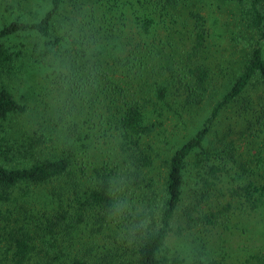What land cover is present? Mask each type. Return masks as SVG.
I'll return each mask as SVG.
<instances>
[{
	"label": "trees",
	"instance_id": "obj_1",
	"mask_svg": "<svg viewBox=\"0 0 264 264\" xmlns=\"http://www.w3.org/2000/svg\"><path fill=\"white\" fill-rule=\"evenodd\" d=\"M42 1L0 27V264H264V0L211 3L235 73L202 0Z\"/></svg>",
	"mask_w": 264,
	"mask_h": 264
},
{
	"label": "rangeland",
	"instance_id": "obj_2",
	"mask_svg": "<svg viewBox=\"0 0 264 264\" xmlns=\"http://www.w3.org/2000/svg\"><path fill=\"white\" fill-rule=\"evenodd\" d=\"M213 2L215 1L212 0V2H210V0H202L199 8L203 11V14H205L209 18V22L213 27V30L218 34L216 36L215 47H213V51H217L216 55L218 56V63L220 61L225 62L226 59L230 60L229 64L230 66L233 65L231 69L233 68L232 70L235 73L237 72V68L241 67V65L243 64L244 57L247 56V54L250 52V43L252 41V39L250 38L253 35H250L249 31H247L243 24L240 23L237 15L235 14V12L237 13V11H235V9L231 5H225L221 1H217L218 4L216 3L212 5L211 3ZM46 7L47 3L42 0H0V27L4 24H7L11 21H16L18 19L33 21L35 20V18L37 19L42 14L41 12ZM161 33L162 35L166 34L164 30H161ZM184 36H187V34H185ZM35 39L36 38H34L33 41H35ZM177 40L179 44L183 43L181 42L180 37H177ZM223 41L225 42V45H221ZM188 46L189 45H186L185 47L187 48ZM225 46H227V50H225ZM54 48L55 50H57L59 46H55ZM63 56H66L65 52L57 50L55 51V59L53 60L51 54L48 53L47 57L51 60L52 64L50 68L43 67L46 70V73L49 72L53 76L56 70H60L63 64ZM31 66L32 63L30 61L26 63L22 67L23 71L28 70L26 76H22V74H19V76L17 77V81L13 83V86H11L15 94L20 99H23L25 103H30L28 92L33 88V77H36L35 81L37 83V81H39L40 79V76L45 74L43 70L37 68L36 71L33 68H30ZM26 79H28V81H26ZM11 82L12 81H8V79L0 80V88L2 84H11ZM258 83L261 84L259 81ZM216 84L218 83L216 82ZM222 84H229L227 77L222 79ZM47 99L54 103L59 98L54 94H50ZM38 100L39 98L33 101V103L31 104H36ZM206 115L207 110L203 113L202 117ZM45 116L47 117V115ZM59 136L62 135L57 133L55 135V139ZM237 146L238 151H243V149L245 148V140H238Z\"/></svg>",
	"mask_w": 264,
	"mask_h": 264
}]
</instances>
